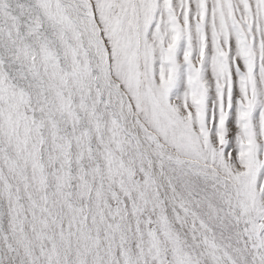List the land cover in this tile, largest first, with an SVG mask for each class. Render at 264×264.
Wrapping results in <instances>:
<instances>
[{"label": "snow or ice", "instance_id": "snow-or-ice-1", "mask_svg": "<svg viewBox=\"0 0 264 264\" xmlns=\"http://www.w3.org/2000/svg\"><path fill=\"white\" fill-rule=\"evenodd\" d=\"M0 264H264V0H0Z\"/></svg>", "mask_w": 264, "mask_h": 264}]
</instances>
